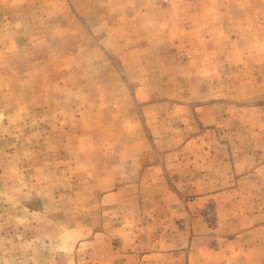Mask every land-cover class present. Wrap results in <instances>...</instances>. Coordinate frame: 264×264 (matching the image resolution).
Segmentation results:
<instances>
[{
	"label": "rangeland",
	"instance_id": "obj_1",
	"mask_svg": "<svg viewBox=\"0 0 264 264\" xmlns=\"http://www.w3.org/2000/svg\"><path fill=\"white\" fill-rule=\"evenodd\" d=\"M261 162L264 0H0V264H264Z\"/></svg>",
	"mask_w": 264,
	"mask_h": 264
},
{
	"label": "crops",
	"instance_id": "obj_2",
	"mask_svg": "<svg viewBox=\"0 0 264 264\" xmlns=\"http://www.w3.org/2000/svg\"><path fill=\"white\" fill-rule=\"evenodd\" d=\"M255 154H257V153H255ZM261 164H264V162H261ZM262 167H264L263 165H262ZM146 170H154V171H156V169H154L153 167H146ZM261 226H263L264 227V222H263V224L261 225ZM156 255L157 254H151V255H149V257H147V255H144L143 253H137L136 255H133L135 258H137V261H136V264H147V263H144V260L146 259V258H149V259H153V258H155L156 257ZM131 255H127V260H128V262H127V264H131V262H129V260L130 259H132V257H130ZM189 261L191 260L190 259V256H189V259H188ZM133 263V262H132Z\"/></svg>",
	"mask_w": 264,
	"mask_h": 264
}]
</instances>
